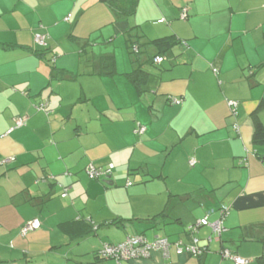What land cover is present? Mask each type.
Listing matches in <instances>:
<instances>
[{"label": "crops", "instance_id": "crops-1", "mask_svg": "<svg viewBox=\"0 0 264 264\" xmlns=\"http://www.w3.org/2000/svg\"><path fill=\"white\" fill-rule=\"evenodd\" d=\"M117 18L100 0H0V264H107L96 257L103 244L136 235L187 241L185 228L210 210L218 219L221 206L218 247L209 242L200 259L151 251L125 264H233L222 247L264 263V146L252 142L254 113L264 127V0H137L133 15ZM132 27L144 45L138 64L128 53ZM36 34L46 36L44 48ZM169 37L177 44L150 64L151 41ZM103 57L114 59L112 78L98 75ZM48 59L76 76L50 83ZM137 67L147 74L140 91L124 76ZM228 100L239 103L236 121ZM46 101L48 116L35 110ZM16 117L25 126L9 132ZM90 164L112 165L109 186L156 184L146 210L129 219L110 207V216L78 210L82 193L103 188L86 178ZM49 175L54 181L42 180ZM34 218L41 228L22 237ZM120 219L130 222L112 224ZM77 220L97 229L87 233ZM210 234L202 227L196 236Z\"/></svg>", "mask_w": 264, "mask_h": 264}, {"label": "trees", "instance_id": "trees-1", "mask_svg": "<svg viewBox=\"0 0 264 264\" xmlns=\"http://www.w3.org/2000/svg\"><path fill=\"white\" fill-rule=\"evenodd\" d=\"M100 1L103 4L107 5V7L110 10H112L113 13H114V15H115V17L116 18L118 17L117 19H119V20L120 19L122 20L124 18H127L128 16L133 15L135 13V10H136V7H137V0H131V2L126 7L119 6L117 0H100ZM69 19H70V16H69ZM68 20H65V21H68ZM159 22L162 23V21H159ZM126 37H127V41L129 42V52L128 53L131 56V58L133 60V63L138 64L139 62H138L137 58H138V55H139V52H140L139 49L141 47H143L144 45H138V41L141 38V36H138V31H137L136 27L130 28L129 31L127 32ZM178 43L181 44L179 41H178ZM151 44L156 49L157 53H156L155 56L149 58L148 59L149 60L148 62H150V64L160 65L163 62V60H164L163 55L168 50H170L174 45H176L177 44V41L176 40H173V38L169 37V38H162V39L153 40V41H151ZM183 45H185V44H183ZM44 47H40V48H44ZM46 53H47V50H42V49L41 50H38V51H35V54L39 58H44L45 55H46ZM155 58H160L161 61L159 63H156V62H154V59ZM46 63H47L46 65H48L51 68V70H50V83L51 82H54V81H61V80H70V79L72 80V77H75L76 76V75L71 74V73H68V75H66V73H64V71H61L59 69H56V67L53 66L54 59H51V60L48 59L46 61ZM211 71H212V73L214 75L217 74V70L216 69L212 68ZM98 75H100V76H107L109 78L114 77V75H115V62H114V59L112 57H103V58H100V60H99V73H98ZM124 76H125V78L127 79V81L129 83H131L133 86H135L136 88H138V90L140 91V87H141L140 85H142L145 82L146 77H147V74H146V72H144L143 70H141L139 67H137L131 73L125 74ZM79 102H83V100L82 99H78V103ZM176 102H178V103H176ZM230 102L234 103V105H229ZM181 103H182L181 100L172 99V98L170 99V104H172V105L179 106ZM226 103H227V107H228V111H229V117L236 121V118H237V115H238L237 109H238L239 103L237 101H233V100H228ZM45 104H46V106L44 107V109L38 111L37 108L39 106H42V105H45ZM35 110L37 112L43 113L45 116H48L51 113V110L49 108V104H48L47 101L36 105L35 106ZM252 116H253V123H254L253 124L252 142H253V144L263 145L264 146V127L261 124V122L258 120L256 113H254ZM20 118H23V117H16L13 120V125L10 128L9 132L12 131V130H14V129H20V128H22V127L25 126V121L26 120L24 118H23L24 120H23L22 125L21 126H18V127L16 126V122ZM231 128L233 129V131H235L236 133H238V125H237L236 122H234L232 124ZM140 129H143V132L139 134L138 131ZM144 132H145V127L142 126V125H139V126H137L134 129V134L136 136L143 135ZM191 159H193V158H190L189 160H191ZM12 161H14L13 158H8V159L3 160L2 161V164L5 165V164H7L9 162H12ZM90 165H92V167L95 170H101L102 173H104L108 169V165L106 167H97L94 164H90ZM194 165H195V163H194ZM111 172L112 171H110V173L108 175H110ZM108 175H106V176H104V175L97 176V177L92 178V179H89V180L90 181H97L98 182V181H100V178L107 179ZM86 176H88V175L86 174ZM42 180L43 181H50V182H52V181H54V177L51 176V175H49V176L43 177ZM62 191L63 192L61 194V197H62L63 194L67 195V189L66 188H63ZM42 202H44V199H42ZM161 216H162V214H161ZM155 218H157V217H153V218H150L148 220H154L155 221L156 220ZM34 219L39 220L38 218H34ZM34 219H32V220H34ZM32 220H30V221H32ZM30 221H28V222H30ZM77 221H78L77 223H79L83 227H85L87 233L94 232L97 229L96 226H92L91 225V221L90 220H81V221L80 220H77ZM143 221H147V219H144ZM124 222H130V220L127 221V220H121L120 219L118 221L113 222L112 224H115V225H118V224L119 225H123ZM222 225H223V223H222ZM40 228H41V225H40L39 229ZM39 229H37V230H39ZM37 230H35V231H37ZM223 230H224V228H223ZM223 230L221 231V234H222ZM221 234H220V236H221ZM186 236L188 238L187 241H184V240H181V239L180 240L183 243L188 244V243H190V239H189V236L187 234H186ZM220 238L221 237H219V239ZM98 251L96 252V257L98 259H100V257L98 256ZM206 251H207V247H206V249L200 255L194 256V255H191V254H187V255H184V256H187L189 258L194 257V258L200 259L206 253ZM224 252L229 253L232 257L241 258V257L235 255L234 253H232L231 251H229L227 249H224L222 247V249L220 250L221 257L223 259H230L233 262V264H235L234 260H232L230 257H224L223 256V253ZM262 258L263 257H261L259 259L258 264H264ZM241 259H243V258H241ZM243 260L246 261L245 264L248 263V259H243ZM101 261H103V260H101ZM107 264H108V262H107Z\"/></svg>", "mask_w": 264, "mask_h": 264}, {"label": "built area", "instance_id": "built-area-1", "mask_svg": "<svg viewBox=\"0 0 264 264\" xmlns=\"http://www.w3.org/2000/svg\"><path fill=\"white\" fill-rule=\"evenodd\" d=\"M186 15V11L182 10L181 18H184ZM69 16L65 19L68 20ZM34 44L38 47H44L46 45V36L42 34H36L33 38ZM161 61L160 58H155L154 62L159 63ZM178 103V102H176ZM229 105H234V103L230 102ZM45 105L39 106L38 111L44 109ZM23 118H20L16 122V126H21L23 123ZM143 129H140L138 133H142ZM189 166H193L195 163L194 159L189 160ZM112 169V165H108V169L102 173L101 170H95L92 165L86 167L85 172L88 175L89 179L95 178L101 175H108ZM109 176V175H108ZM130 183H127V186H130ZM65 194L62 195L64 197ZM214 214L213 210L207 212V214L200 220L196 221L193 225H190L185 228V233L189 236L190 243L185 244L181 240L170 241L164 237H157L153 241H147L144 237L136 235V236H128L122 242L117 244H103L102 247L98 251V256L101 260L108 262V264H125L130 262L131 260L137 258L147 257L151 251H159L163 258L168 259L173 252L175 256L182 255H200L205 249L209 242L212 239L216 241L219 240L221 231L223 230V219L227 215V208L225 206H221L219 210V217L214 221H210L209 217ZM41 223L39 220L34 219L30 222H27L20 229V235L25 237L28 233L33 232L39 229ZM202 227H208L210 229V236L205 240L201 241L198 239L196 234L198 230ZM224 257H230L234 260L235 264H245L246 261L238 258L232 257L229 253L224 252Z\"/></svg>", "mask_w": 264, "mask_h": 264}, {"label": "rangeland", "instance_id": "rangeland-1", "mask_svg": "<svg viewBox=\"0 0 264 264\" xmlns=\"http://www.w3.org/2000/svg\"><path fill=\"white\" fill-rule=\"evenodd\" d=\"M86 173V172H85ZM86 178L89 180L88 176ZM129 181L133 184L136 183L132 177H129ZM107 179L100 178V181H98L100 184L103 185V188L101 191L94 190L87 193H82L79 197V199L76 201L77 209L81 212H91L94 211L96 207H102L103 210H110L113 215H117L123 219H129L133 214H140L141 209L144 207V210H146V204L148 203L149 199H152L154 197V192L156 189V184L153 182L146 183L144 185L143 189L141 191L137 192H130L131 188L136 187L134 184L133 186L130 185L129 191L125 189L124 185H121L120 183H115V186H109L107 183ZM97 182V181H94ZM119 182V180H118ZM108 189L107 191L104 189ZM154 189V191H153ZM129 192V193H128ZM175 207L171 206V208L168 210L170 214H174ZM113 210V211H112ZM109 215V212H107ZM110 216V215H109ZM118 218V217H115ZM34 232V231H33ZM32 233V232H30ZM148 234V231L146 232ZM206 236L205 234L201 233L200 238ZM213 243L210 244L211 249L215 246L218 247L217 243L212 241ZM173 253V252H172ZM171 253V254H172ZM228 263V262H227ZM217 264V263H216Z\"/></svg>", "mask_w": 264, "mask_h": 264}]
</instances>
